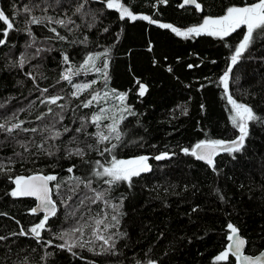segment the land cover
<instances>
[{"label": "trees", "instance_id": "16d2710c", "mask_svg": "<svg viewBox=\"0 0 264 264\" xmlns=\"http://www.w3.org/2000/svg\"><path fill=\"white\" fill-rule=\"evenodd\" d=\"M106 2L88 0L82 13L74 15L84 0H59L58 4L56 0H2L14 29L0 45V123L24 121V128L38 131L16 130L11 135L0 131V164L11 167L7 175L0 172V236L6 237L0 240V264H235L231 255L228 261L215 260L229 242V223L247 238L248 253L260 252L264 248V34H254L249 48L232 66L227 90L238 102L251 106L261 121L249 122L243 149L219 153L213 170L182 149L191 151L201 140L231 141L239 135L231 124V105L221 77L246 28L220 39L208 35L184 38L160 27L171 24L184 31L201 24L206 16H221L230 6L256 0H197L202 9L190 4L181 7L183 0H120L134 14L148 15L156 24L121 20L119 11L108 9ZM25 5L33 8L30 14L24 13ZM65 14L75 22L68 28L49 22L26 23L32 15L62 19ZM4 27L0 22V39ZM53 27L65 39H59L51 31ZM104 52L108 55L98 60L97 66L107 60L106 83L94 71H81L71 83L61 79L67 68H79L88 55ZM22 54L28 58L23 68L19 66ZM93 80L96 84L91 89L72 95L74 84ZM140 85L147 86L143 96L139 95ZM45 88L47 92L42 91ZM95 92H108L105 98L115 110L121 106L133 113L124 111V119L118 123L119 141L112 138L98 144L93 135L97 127L91 116L104 102L88 108L82 104ZM119 93L127 94L121 103L116 99ZM55 95L64 97L58 102L65 105L63 111L57 105L41 103ZM53 124L61 132L65 127L71 131L46 140L50 133L39 130ZM82 124L85 130L77 132ZM101 128L107 134L106 128ZM20 142L29 145L28 151ZM41 143L54 155L38 149ZM113 143L117 147L111 154L100 156L95 150ZM76 147L85 149L83 159L68 157L67 150ZM165 152L167 158L155 159ZM112 155L124 160L148 156L151 170L131 182L109 186L104 183L106 178L94 176L93 170L96 160L107 165ZM73 165L69 173L67 169ZM38 172L58 174L52 185L61 184L60 194L53 195L57 215L49 219L39 242L31 234L18 235L21 227L28 231L43 217L30 212L35 200L9 194L15 176ZM73 177L90 179L91 188L80 184L73 194ZM92 189L108 190L107 206L103 201L93 204L85 199L94 196ZM102 213H107L106 223L116 225L101 233L110 237L109 244L86 229L83 239L90 243L84 247L74 246L71 252L58 247L64 243L58 233L78 221L83 223L81 216L99 218ZM49 240L51 245L46 243Z\"/></svg>", "mask_w": 264, "mask_h": 264}, {"label": "snow or ice", "instance_id": "6c2138e0", "mask_svg": "<svg viewBox=\"0 0 264 264\" xmlns=\"http://www.w3.org/2000/svg\"><path fill=\"white\" fill-rule=\"evenodd\" d=\"M57 4L59 0H56ZM88 0H84V3H81L75 8L74 15L76 13H82V9L84 8V4H86ZM161 2L166 3L167 0H161ZM186 4H194L197 9H202V6L197 3V0H183V7ZM33 7H38V5H34ZM106 7L108 9H117L119 11V18L121 20L125 18H129L132 21L135 20H145L150 21L153 24L158 23L156 20H153L148 15H136L132 11L129 10L120 0H107ZM24 13L30 14L33 11L32 7H28L27 5L23 8ZM47 11V8L44 9ZM18 14V13H15ZM56 19L52 16H30V19L26 21L27 24H35L40 25L44 24L45 22L55 23L61 25L64 28H68L69 24H74L75 22L70 18ZM0 22L4 24V30H2L3 39H0V45H4L7 42V37L9 32L14 29L13 20L10 18L8 14L5 13L3 9H0ZM160 27L165 29H171L177 36H183L184 38H189L192 36H201V35H208L212 37H217L220 39H224L225 37L230 36L232 33L237 32L238 29L246 28L245 33L243 34L242 39L238 43V45L234 49V54L230 57V65L225 71L224 75L221 77L223 82V87L226 93V99L230 108V120L231 124L238 129L239 135L236 139L231 141L225 140H201L197 143L191 151L188 148L182 149L185 154H191L196 159L205 161L209 166L213 167L215 170V160L214 158L221 152L227 153H236L243 149L245 139L248 135L249 131V122L251 121H261V118L258 117L253 108L247 104L238 102L233 96L228 93L229 88V74L232 71V66L237 63L240 59L241 55L249 48L251 43L254 39V34H264V0H256V2L251 4H245L244 6H230L225 10L224 15L221 16H206L203 18L201 24L197 26H192L187 28L184 31L181 29L172 26L171 24H160ZM29 34H31L30 28L28 29ZM53 33H56L59 39H65V37L59 36L55 27L51 28ZM71 31V29H69ZM107 31V29H105ZM39 49L37 53H39ZM108 55L107 52L104 53H95L88 55L87 59L79 68H72L69 67L65 70V74L62 75L61 79L68 81L69 83L72 82V77L78 75L81 71H94L96 73H100L105 80V83L108 80V63L107 60H104L101 66H97V61L101 60L103 57ZM64 61L67 63L69 58L67 55L63 57ZM28 58L26 55H21L19 59V66L23 68L24 64L27 62ZM27 75L35 80V77L32 76V73H27ZM96 84V81L93 80L90 83H82V84H74L73 87L75 91L72 93L73 96H78L81 92L85 90H89L92 86ZM147 90L146 85H140L139 95L143 96ZM43 92H47L48 89L45 88L42 90ZM108 93H105V97H107ZM126 93H119L116 94V99L123 102L126 99ZM100 98V93L95 92L91 99L87 100L82 104L83 107L88 108L91 107L94 101H97ZM64 97L60 95L50 96L47 97L45 100L41 101V103L50 104V105H57L62 111L65 108L64 104H59L58 102L63 100ZM48 113H52L53 109L48 107ZM106 109H101L99 113L94 114L91 117V122L96 125L97 132L94 133L97 137L98 144H104L105 142L110 141L112 138L119 141L120 140V133L118 131V123L119 121L115 118V116H107L105 115ZM123 111H128L129 114L131 113L130 109L125 107ZM59 115V114H58ZM42 116H38L37 119H42ZM59 119L62 120L63 116L59 115ZM109 119L112 123L105 126L107 130V134H105V130L101 128V121ZM124 119L123 115H120L119 120L122 121ZM264 122V121H262ZM24 121H18L16 123H10L9 121H5L4 123H0V131H4L11 135L14 131L19 130L23 132H32L36 133L38 131L37 128H24L23 127ZM85 130V124L81 125V128H78L76 131L81 132ZM41 134L44 132L50 133L47 136L46 140H56L59 139L64 132L71 131L67 127L63 129V132L57 130L55 128V124L49 127H45L39 130ZM75 139V138H73ZM20 146L28 151L29 145L27 143L20 142ZM38 149H43L47 155L52 156L54 152L49 151L48 149L44 148V143L37 145ZM89 150H93L92 145L87 146ZM117 147L115 143L111 144L110 147H104L102 150L98 147L95 149L99 152L100 156H104L105 153L111 154V152ZM58 150V149H57ZM87 153L85 152L84 148L76 147L74 149H68L67 155L71 157L73 155L83 157ZM18 156L20 154H17ZM169 156L168 153H162L159 156H156V160H162ZM21 158H23L21 156ZM149 157L147 156H139L133 159H117L114 155L111 156L110 161L107 165L103 164L100 160H96L94 162V170L93 175L96 177L106 178L104 179V183L112 186L118 182L126 181L131 182L133 177H138L142 173L149 172L151 170V166L148 163ZM13 161H10L12 163ZM75 165L68 168L67 171L69 173L73 172ZM0 172H3L5 175L11 172V167H6L4 164H0ZM11 178V177H10ZM72 179L75 180V185L70 189V191L75 194L76 189L79 187L80 184H84L85 187L91 188V180H82L79 177H73ZM58 181V177L54 174H32L29 176H15L14 177V184L15 187L9 193L12 197H35L39 203L36 207L30 209L32 214H39L40 212L43 213L42 219L39 220L38 223L34 224L28 231H25L23 227H21L20 232L18 235L27 236L31 234L36 238L39 242L41 240L42 231L46 230V225L51 217H55L57 215V203L53 199V195H59L61 184L57 182L55 185H51V182ZM51 185V186H50ZM55 189V193H54ZM94 196L93 197H86L85 199L90 200L91 203L95 204L97 201H103V203L107 206L108 200L105 199L107 195V191L97 192L95 189H92ZM71 196H68L67 199L71 200ZM84 205V201H81V206ZM113 210H116L117 205H111ZM70 215H75V212H72ZM111 219L113 221H117V216L112 215ZM80 220L83 223L77 222V225L72 227L71 229L62 231L58 233L59 239L63 240L64 243L58 245L60 248H67L68 251H72L74 246L84 247L86 243H90L89 241H84L83 236L85 230L88 229L91 231V234L95 236L97 239L104 242V244H109L110 237H106L105 235L101 234L102 232H106L109 228L115 227V224L106 223L107 221V213H102L99 218L91 217L85 218L84 216L80 217ZM118 223V221H117ZM103 226V227H101ZM227 228L230 230L231 234L227 236L228 241L230 243L226 246V249L222 251L215 257L216 261H228L229 256L235 257L237 264H264V252L259 253L258 255H246L245 254V245L247 241L239 236V229L234 226L232 223L227 224ZM79 234V235H77ZM14 235H16L14 233ZM75 237V239H73ZM6 239V237L0 236V240ZM48 245L52 244V241L46 242ZM114 247V245H113ZM91 250V249H90ZM149 264H156L155 261H149Z\"/></svg>", "mask_w": 264, "mask_h": 264}, {"label": "rangeland", "instance_id": "374dc122", "mask_svg": "<svg viewBox=\"0 0 264 264\" xmlns=\"http://www.w3.org/2000/svg\"><path fill=\"white\" fill-rule=\"evenodd\" d=\"M97 63V62H96ZM74 91H75V89H74ZM84 92V91H83ZM82 93V92H81ZM80 93V94H81ZM105 93H108V92H101L100 93V98L97 100V101H102V102H104V104H103V106L102 107H100V109L98 110V112H96V113H92V116L94 115V114H97V113H99L100 112V110L101 109H106L107 111L105 112V115H107V116H115V118L120 122V120H119V117H120V115H124L125 114V112L123 111V108L121 107V106H119L116 110H115V106L114 107H112L110 104H109V102L106 100V98H105ZM108 95H109V93H108ZM112 97H113V95H112ZM91 97H89L88 98V100L90 99ZM97 101H94L93 103L96 105V102ZM117 101L119 102V103H121V101H119L118 99H117ZM102 104V103H101ZM91 116V117H92ZM110 123H112V121L111 120H109V119H105V120H102L101 121V127H105L106 125H108V124H110ZM139 157V156H138ZM148 157V156H147ZM134 158H136V157H134ZM131 159H133V158H131ZM148 163H149V160H148ZM149 165H150V163H149Z\"/></svg>", "mask_w": 264, "mask_h": 264}, {"label": "water", "instance_id": "95a60500", "mask_svg": "<svg viewBox=\"0 0 264 264\" xmlns=\"http://www.w3.org/2000/svg\"><path fill=\"white\" fill-rule=\"evenodd\" d=\"M190 5H194V4H190ZM0 9H3V8H2V0H0ZM202 162H205V161H202ZM205 163H206V162H205ZM38 173H40V174H44V173H41V172H38ZM34 174H36V173H34ZM31 175H32V174H31ZM44 175H48V174H44ZM54 175H56L57 177L59 176L58 174H54ZM28 176H29V175H28ZM51 185H52V182H51ZM51 185H50V186H51ZM24 198H32V199H34V200H35V205H34V207H36V205L39 203V201L36 200L35 197H24ZM53 199H54V198H53ZM56 203H57V202H56ZM57 209H58V205H57ZM39 214L43 215L42 212H40ZM230 234H231V232H230ZM239 236L247 241V238L241 234L240 230H239ZM229 243H230V241L228 242V244H229ZM228 244H227V245H228ZM247 245H248V242L246 243V245H245V249H244L246 255H253V256H255V255H258V254L261 253V252H264V248H263L260 252H258V253H256V254H250V253L247 252ZM230 255H231V254H230ZM234 258H235V257H234ZM235 264H237V262H236Z\"/></svg>", "mask_w": 264, "mask_h": 264}]
</instances>
